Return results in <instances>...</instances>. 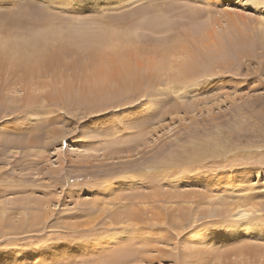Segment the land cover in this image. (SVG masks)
I'll use <instances>...</instances> for the list:
<instances>
[{"label": "rangeland", "instance_id": "rangeland-1", "mask_svg": "<svg viewBox=\"0 0 264 264\" xmlns=\"http://www.w3.org/2000/svg\"><path fill=\"white\" fill-rule=\"evenodd\" d=\"M258 17L179 3L110 26L0 30V264H70L98 245L61 236L87 225L111 238L102 247L112 256L121 247L132 256L114 264H264L263 247L241 256L234 248L264 244L261 230L230 238L229 227H208L248 194L264 215V45L244 35ZM227 29L242 41L214 67ZM169 33L175 60L146 42ZM39 57L51 61L28 68ZM193 57L209 66L194 88L156 68ZM150 89L162 102L122 131L100 121ZM113 172L129 179L110 180Z\"/></svg>", "mask_w": 264, "mask_h": 264}, {"label": "snow or ice", "instance_id": "snow-or-ice-1", "mask_svg": "<svg viewBox=\"0 0 264 264\" xmlns=\"http://www.w3.org/2000/svg\"><path fill=\"white\" fill-rule=\"evenodd\" d=\"M187 3L192 5H209L215 9H223L236 15L260 14V19L264 20V0H9L7 7L13 10L5 13V5L0 3V30L31 26L36 23L63 21L73 26L86 27L92 24H102L110 26L127 22L136 14L152 11L157 8H170L175 4ZM191 11L199 13V9ZM219 14V12H217ZM175 34L169 33L164 39L154 38L151 34L146 37V42L160 47L155 49L157 57L175 60L174 51ZM172 69L170 68V71ZM119 71V69H117ZM201 78L184 81L186 86L194 88L200 84ZM161 94L156 89L143 92L133 99L131 104L124 108L101 112L99 118L101 122H107L109 126L122 131L125 124L140 119L137 113L149 112L161 103ZM94 117H90L88 122L80 124L81 129H88ZM123 121V123H121ZM83 135L78 132L77 136ZM110 180L127 182L128 177L120 176L118 172H113L108 177ZM264 178V175H262ZM264 203V202H262ZM260 219V227H264V215L255 211L253 206L251 211H245L239 217H230L215 221L208 225L212 228H228L235 221H247L248 224H255L257 218ZM245 225H240L244 227ZM104 238V239H102ZM61 239L79 242L91 248L98 245L91 252L84 253L79 259L72 258L70 264H110L113 253L102 247L108 242L105 231L96 230L95 225H87L81 229H71L61 236ZM3 246H0V251Z\"/></svg>", "mask_w": 264, "mask_h": 264}, {"label": "bare ground", "instance_id": "bare-ground-1", "mask_svg": "<svg viewBox=\"0 0 264 264\" xmlns=\"http://www.w3.org/2000/svg\"><path fill=\"white\" fill-rule=\"evenodd\" d=\"M257 15H258V13H257ZM253 18H252V21H253ZM249 21H251V20H249ZM252 21H251V23L250 22L247 23L248 24L247 27L245 26L246 29H248V31H244V35L247 36V34L250 33L253 36H258L259 37V40H261L262 43H263V45H264V20H261L260 17H258L253 22ZM226 23L229 24V25H227V27L230 26V27L233 28L234 26H236V24L234 23V21L232 19L230 20V22L228 21ZM239 24H241V22H239ZM242 27H244V25H241L238 28H242ZM246 29H243V30H246ZM243 30H241V31H243ZM251 35H250V38H251ZM221 37H220V39H222V40L221 41H218L219 43L217 45L214 44L215 45L214 49L216 50V53H217V55L214 56V59H213L214 60V65H213L214 67H217L220 64L219 61H221V63L225 61V59L222 61V59L219 56V54H221V55L224 54V49H227V47L228 46H231L233 44V42L236 41V40L242 41V39L239 36V34H238V36H236L234 34V32L232 34V29H227V31H225L224 34L222 33ZM220 42H222V43L224 42V43L223 44L222 43L220 44ZM176 48H174V51L176 50ZM228 52L230 54H235V56H236L237 47H234V49H232V50H230ZM185 55H186V52H179V54H177V56H182V57L185 56ZM212 58H208L209 59L208 61H213V60H210ZM186 59H187V57H186ZM219 59H221V60H219ZM199 60L200 59H198L196 57H193L190 60H184V61L182 59L180 62L177 61L175 63V66L173 67V64H174L173 62H170V60H169L168 61V64H165L166 63V59H164V60L160 61L159 63H157L156 68H157V70H165L166 72H168V71H170V68L173 67V68H171L172 69L171 71H174V74H173V82H175V80L184 82V81H188V80H193L194 78H196V76L201 75V74H204L207 71V69L209 67V66L207 67V59H206V62H205V65L204 66H199V64L202 62V61L199 62ZM50 61L51 60L48 59L47 57L46 58H41V57L35 58L34 61L31 62V64L30 63L28 64V68L35 69L38 66H40L41 64L48 63ZM226 65H228V64H225L224 66H226ZM158 72L162 73V71H158ZM181 84H183V83H181ZM16 162H18V161H16ZM233 189H235V191H238L240 188L239 189H236L234 187ZM249 190L252 191L253 189L249 188ZM251 197H252V195L251 194H248L246 198H243L241 200V202H240L241 204L240 203H236L234 206H232L231 207L232 208L231 209L232 213H230V215H228V216L229 217H239V216L243 215V213L245 211H251L252 208H253V206L256 205V204H250V205H248L250 203L249 201H250V198ZM255 211L258 213L259 211H261V209H258L257 207H255ZM144 221H145V219H144ZM259 224H260V222H257V221L255 222L254 225L253 224H248L247 221H242V222H240V224L233 222L232 226L229 227L230 228L229 229L230 233H228V235L230 236V238H234V236H238V235H241V234L246 233V232L250 233V235H252V234L257 235L258 234L257 229L258 230H261L262 232H264V228H260ZM240 225H245V226L244 227H240ZM260 247H263V250H264V244L259 243V241H254V240L251 241L250 240V241L245 242L244 244H241L240 243V245L238 244L237 246L236 245L234 246V248H235V255H236V252L238 253V255L241 256L242 254H247V253H250V252H253V251H258L260 249ZM95 248H96V246L92 247L91 250H90V252L93 249H95ZM118 249H119L118 250V253L114 252L115 253V256H112V259H111L110 264H114V263H124V261H126L127 259H131L132 258V256L130 254H124L125 247H121V248H118ZM65 251H67V250H65ZM81 252H83V251H81ZM227 252H228V249H227ZM38 253L39 254H37V255H39V256L41 254H43L42 251H40ZM65 253H67V252H65ZM73 253L75 254V252H73ZM141 254L142 253H138L137 255H141ZM61 255H63L62 257H64V253L60 254V256ZM134 258H136V257H134ZM125 263H127V262H125Z\"/></svg>", "mask_w": 264, "mask_h": 264}]
</instances>
